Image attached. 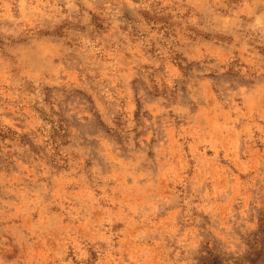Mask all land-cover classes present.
<instances>
[{
	"label": "rangeland",
	"instance_id": "rangeland-1",
	"mask_svg": "<svg viewBox=\"0 0 264 264\" xmlns=\"http://www.w3.org/2000/svg\"><path fill=\"white\" fill-rule=\"evenodd\" d=\"M0 264H264V0H0Z\"/></svg>",
	"mask_w": 264,
	"mask_h": 264
}]
</instances>
